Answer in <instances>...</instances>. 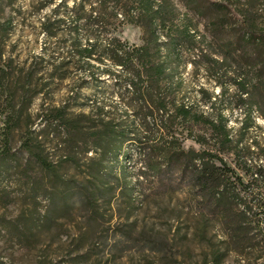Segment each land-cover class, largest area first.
Wrapping results in <instances>:
<instances>
[{
    "label": "rangeland",
    "instance_id": "374dc122",
    "mask_svg": "<svg viewBox=\"0 0 264 264\" xmlns=\"http://www.w3.org/2000/svg\"><path fill=\"white\" fill-rule=\"evenodd\" d=\"M173 1L183 16L186 10L182 1ZM101 4V0H53L48 4L45 0H0V69L4 70L0 91V264L51 260L264 264V234L255 233L241 251L232 250L223 242L224 232L219 225L205 227L194 193L185 188L158 193L146 183L141 175L145 146L139 143L128 142L127 155L110 164L103 175L100 172L99 180H93L90 174H97L91 160L95 152H85L84 144L73 150V140L66 135L63 123L51 115L54 108L67 103L71 112H87L92 102L119 115L126 114L132 94L107 77L103 78L105 83L92 81L90 70L95 68L90 64L105 65L76 53V44L84 47L94 39L91 30L100 45L106 44L110 31L98 24H85L89 13L97 12ZM55 10L64 21L58 34L51 37L43 32L42 23ZM192 18L199 37H207L196 48H181L184 64L174 81L180 84L169 98L172 104H185L208 118L221 112L233 138H242L244 145L252 146V163H260L264 158L258 151L264 149V99L261 107H254L251 124L243 130L250 100H239L233 69L211 66L207 56L213 51L208 20L194 15ZM159 33L163 34L162 30ZM114 34L129 44H143L144 30L138 25L124 24ZM227 38L221 33L212 43ZM213 57L223 58L218 53ZM246 70L250 71L249 66ZM250 82L252 85L254 80ZM132 110L129 122L140 126L141 117ZM12 115L17 123L6 143L8 118ZM171 126L184 138L186 149L221 151L245 181H253L254 188L258 186L240 169L233 151H223L214 143L209 125L178 117L172 119ZM27 128L33 132L29 136ZM202 135L208 138L205 145L195 139ZM27 138L39 143L41 153L54 164V172L45 171L28 152L24 145ZM74 152L77 162L67 160ZM123 168L127 170L126 179ZM86 192L94 195L91 202L84 198ZM216 255L221 257L219 262L214 259Z\"/></svg>",
    "mask_w": 264,
    "mask_h": 264
},
{
    "label": "trees",
    "instance_id": "16d2710c",
    "mask_svg": "<svg viewBox=\"0 0 264 264\" xmlns=\"http://www.w3.org/2000/svg\"><path fill=\"white\" fill-rule=\"evenodd\" d=\"M52 1L45 0V4ZM181 1L186 10L183 16L173 0H101L98 11H91L85 24L87 27L98 24L111 34L102 46L94 30H91L90 35L94 39L84 47L76 44V53L83 59H96L105 65L96 67L90 64L91 68H95L90 70L92 81L105 83L103 78L107 77L132 94L127 102L126 114L119 115L99 102H92L87 112H71L67 103L54 108L51 115L63 123L66 135L73 140V150L84 144L85 152H95L96 156L91 160L96 164L97 174H90L95 181L100 179V172L103 175L111 168L110 164L127 155L125 145L128 142L145 146L141 153L145 167L141 175L145 182L158 193L175 192L182 188L194 193L206 222L205 227L213 223L219 225L224 232L223 242L232 250L241 251L252 241L251 235L264 234V158L260 163H252V146L244 145L242 138H233L228 120L221 112L214 118H208L193 112L185 104H172L169 96L180 84L174 81L180 77V68L184 64L181 48L185 45L196 48L207 37V34L199 37L192 16L207 19L211 37L209 45L213 47L207 55L209 63L212 67L226 65L228 70H234L239 100H250L242 127L247 129L252 121V110L257 104L261 107V99H264V9L260 13L264 0ZM76 16L82 19V14L77 13ZM63 21V16L55 10L53 16L42 23L43 32L51 37L57 35ZM111 21L114 23L110 24ZM127 23L143 28L142 45L129 44L114 34ZM160 30L163 34L159 33ZM221 33L227 34L228 38L212 43L218 41ZM213 53L222 55V60L214 58ZM248 66L250 71L246 70ZM2 74L4 70L0 69V91L3 87ZM129 108L141 117L140 126L130 124ZM178 117L209 125L214 143L223 151H233L240 169L251 175L258 186L254 188L253 181H245L226 162L221 151L186 149L184 138L171 126L172 119ZM16 123L15 115L8 118L6 143ZM32 133L27 128L26 134ZM195 139L202 145L208 143L204 135ZM24 145L45 171L54 172V164L41 153L39 143L27 138ZM258 151L260 158L264 157V149ZM67 160L77 162L75 152ZM122 173L126 179V168ZM127 183L131 187V180ZM93 196L84 193L87 202H91ZM214 259L219 262L221 257L216 255ZM62 263L109 264L52 260L34 264Z\"/></svg>",
    "mask_w": 264,
    "mask_h": 264
}]
</instances>
